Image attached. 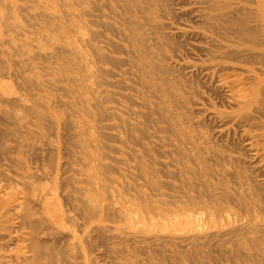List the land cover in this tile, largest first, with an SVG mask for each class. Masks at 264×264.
Wrapping results in <instances>:
<instances>
[{
    "label": "bare ground",
    "instance_id": "bare-ground-1",
    "mask_svg": "<svg viewBox=\"0 0 264 264\" xmlns=\"http://www.w3.org/2000/svg\"><path fill=\"white\" fill-rule=\"evenodd\" d=\"M19 1L21 0H0V7L4 8V11L5 8L8 9V12L5 11L7 13L0 12V23L7 22V19L4 20L2 17L8 18V13L13 20L15 14L13 10L20 5ZM82 1L79 0L78 3L74 0L78 10L80 7L83 9L78 11V16L80 13L86 14ZM113 1L118 2L117 8L113 6L114 4L111 5L116 8L115 11L125 26V31L120 32L123 42L126 43L124 53L129 56L128 59L120 61L125 63L127 61L131 70H136L138 83L147 92L150 90L149 94H154L155 90L168 93L164 94L165 96H158L161 99L159 102H152L155 105L163 104V109L151 107L146 114L147 117L154 120L158 115L165 119L169 127L162 130L172 133L180 140L192 139L194 144L199 140L195 133L192 135L191 132L188 135L187 111L181 113L178 109L179 103L183 102L186 106L192 94V83L182 75L180 61L194 52L196 46L189 39L195 38L200 42L197 46L201 55L199 58L203 61V69L214 81L217 92L231 108L229 113L219 114L218 118L220 122L233 123L240 128L249 160L245 159L246 157L226 154L227 152H218L208 144L205 146L207 156H203L200 150L192 157L184 156L187 162L179 161L182 164L180 178L184 191L178 190V186L174 184L167 185L163 181L159 183L156 181L151 188L155 190L158 187L159 192H144L142 186L145 182H139L138 178L142 177V170L135 176L126 172L127 168L114 170L109 166L111 164L102 161L105 155L98 151L95 141L91 144L90 139L86 138L87 131L80 129L81 136L78 134L79 124L86 122L84 119L81 120L76 109L77 114L67 112L66 106L71 109L78 105V102L81 103L79 95L76 98V93L70 94L66 86V88L59 84L56 86L51 80L55 86L51 87L52 84L48 82L49 88L44 92L39 89L41 91L39 97L29 89L27 91L30 92L29 95L16 97L22 101L18 104L15 96L14 100L7 98L5 85L0 81V113L15 107L27 112L29 110L27 102L30 101L33 108L28 114L34 113L33 117L30 116L31 119L27 118L28 121L25 115L19 113L20 117L17 119L10 115L13 120L8 123L11 124L7 125L4 120L6 124H0V264H169L175 252L173 246L176 247L177 238L182 242L187 241L198 255L208 253L207 248L212 240L219 238L223 244L231 248V253L225 256L228 264H264V183L260 185L254 183L252 174L245 166L249 162L264 166V0ZM182 4L193 7L190 11L192 24L188 26H184L180 21L184 15L186 16L185 12H188L183 11ZM109 6L108 9L111 8ZM52 17L46 14L44 22L50 24ZM56 22L57 27L53 25L51 29L55 27L53 30L60 29L58 28L60 21L58 24ZM70 30L78 31L75 26H70ZM68 37V34L67 37L64 35L58 37L63 41H61L63 57L58 51L54 50L51 53L53 58L62 57V70H70L71 65L80 64L83 60L72 50L73 42ZM8 39L2 40L9 44ZM79 40L83 43L86 41L84 37H79ZM107 41L109 43V40ZM17 46L21 47L19 44ZM12 48L14 49L13 46ZM17 48L14 49V53L11 50V55H15V50L18 52ZM36 53L28 56L32 55L36 60L40 55ZM43 57L42 60H45ZM13 60V64L17 63L15 64L17 66L18 59V62ZM71 60L72 63L69 64ZM82 67L84 66L80 64L77 70ZM184 68L186 70L190 67L185 65ZM48 69L50 70V67ZM21 70L23 71L24 67ZM16 72L15 69V76ZM46 72L45 74H48ZM127 72L129 71L123 73ZM186 72L187 70L184 71ZM70 73H67L65 79L62 78L63 81L76 83V78ZM33 76L29 79L30 82L34 80ZM23 80L22 82L27 84L28 80ZM84 80L87 81L85 78ZM86 84L90 86V83ZM30 85L32 86L31 83ZM34 85L37 86L38 83H33ZM65 96L71 99L64 100ZM84 101L89 104L92 98L88 96ZM167 102L172 108L169 112V108L164 105ZM10 111L8 113H11ZM26 112L22 113L27 114ZM5 117L3 116V119ZM74 137L75 140H72ZM80 142L83 143L81 146L84 161H80L81 167L76 169L75 163L79 161L76 159L77 154L75 156V151L71 149L66 155L64 149L66 146L71 148V144L77 148ZM211 160H215L216 165H213ZM91 161L94 164H91ZM104 171H115L117 177H108L107 184L106 177L100 180L98 176V173L103 174ZM128 177L132 181H129ZM161 187L164 189L168 187L174 193H167L166 189L161 191ZM132 188L137 194L134 191L131 193ZM107 190L110 193L106 195L108 198L103 196ZM190 191H197L198 195L190 196ZM184 204L199 206L203 212L199 215L181 212L179 208ZM175 206L179 210L175 211ZM183 216L189 218L187 221L192 227L180 234L170 232L169 229H174L177 223L184 219ZM162 219L165 223L171 222L165 227L166 231L164 226L161 227ZM96 250H100L99 255H96ZM142 252L148 254L142 257L140 255ZM101 256L105 258L104 263H100Z\"/></svg>",
    "mask_w": 264,
    "mask_h": 264
},
{
    "label": "rangeland",
    "instance_id": "rangeland-1",
    "mask_svg": "<svg viewBox=\"0 0 264 264\" xmlns=\"http://www.w3.org/2000/svg\"><path fill=\"white\" fill-rule=\"evenodd\" d=\"M77 1L79 3V0H77ZM80 1H82V0H80ZM110 1H111V3H110ZM19 2H18V4H20V5L17 6L18 8L13 10L15 13V14H13V16L15 17V18L13 17V20L11 19L12 17L10 16L9 13L7 14L8 18L6 16L1 15V16H3L2 19H4V20H5V18L7 19L6 21L8 22V24H7L8 26L6 25L7 22L5 23V21H3V23H5V24L0 23V30H1L0 38L2 41V42L0 41L1 42L0 43V62H1V60L3 62V63L1 62V64H0V65H2V67L0 66V71H1L0 74L3 76L2 77L0 75V81H2L3 84L5 85V91L7 92L6 95H7L8 99L11 98L12 100H14V98H15L16 99L15 101H17L16 103L19 104L22 101L19 99L17 100V98H16L17 96L24 97L25 95H29L30 92H35V95L36 94L38 95V96L36 95V97H39L40 96L39 94L41 93L40 90L42 89V92H44L45 89L49 88L51 80L53 83H55V85L59 84V85H63L64 88L67 87L68 88L67 90L69 91L70 94L72 92H73L72 95H74L76 93L75 94L76 98L79 95L78 97H79V99L81 98L82 101H80L81 103L78 102V105H76L74 108L71 107V109L73 111H71V109H69V107L66 106L67 112H71V113L75 114L78 111L77 113H79V115L81 116V120L84 119L86 122L85 124L84 123L79 124V127L77 129L78 134L80 135V132H79L80 129L87 131L86 133L88 135H86V138L88 140L90 139L89 141L91 142V144H93L94 143L93 141H95V143L97 144L98 151L105 155V158H103L102 161L103 162L106 161V163H108V165L111 164L109 166H112V168H114V170L117 171V170H123L124 168H127L126 172H129L130 175H132V176L139 174L140 170H142V172L145 173L146 178H145L144 173H142V172H141L142 177L139 176L138 178H139V182H141V183L145 182V183H143L144 187L142 186V190L144 188V192H149V193L159 192L157 186H156L157 189H155V190H153V188H151V187H153L157 182L159 183L161 181H163L167 185L174 184V185L178 186L177 187L178 190L180 189V191H184V190H182L184 187L182 186L183 184H182V180L180 178V174H181L180 170H181L182 164L179 163V161L183 160V161L187 162V158H185L186 156L192 157V156L196 155V153L200 150H201L200 153H202L203 156H207V153L205 151L206 150L205 146L208 144H209L208 146L210 148L213 147L214 150H216L218 152H224V153L227 152L226 154H234V155H237V156L242 157V158L246 157L245 159L249 160V157H248V155L244 149V142L242 140L240 128H238L233 123L225 124L223 122H220V119L218 118L222 114L229 113L231 111V108H230V105L227 102H225L223 100V98L221 97V95L217 92V90L215 89L214 81L211 80V77L208 76L206 70L203 69L204 68L203 61L200 59L201 55L199 54L198 46H197L200 44V42L197 41V39H195V38L189 39L190 42L195 44L196 48L192 54H190L184 60L180 61L182 64L181 65L182 66L181 67L182 68L181 69L182 75L186 76V79H189L190 82L192 83V86H191L192 94L190 95L189 101H187L186 106L183 105L184 103L182 102V103H179L180 105L178 107V109L181 111V113H182V111H185V110L187 111V115L189 117L188 120L190 122L188 121L189 126H188V124H184V126H188L187 127V129L189 131L188 135H190L192 132V135L195 133L194 135L198 137L199 140H197V143L194 144L192 142L193 141L192 139L185 138V139L180 140L176 136H174L172 133H170L168 131H163L162 130L163 128L167 129L169 127V123L166 122L165 119H163L162 117H159L158 115H156V117H154V120H150L147 117L146 114L150 110L149 108L154 107L156 109L158 107L159 108L163 107V104H161V105L156 104L155 105L153 103L159 102L161 99L158 96H160V95L165 96L164 94H166L167 92L155 90L154 94H152V93L149 94L150 90L147 92L146 89L143 88L140 85V83H138V81H137L138 80V77H137L138 73L135 72L136 70L135 71L131 70V68H130L131 66L128 64L127 61H126V63L124 61L123 62L120 61V60H124L125 58L128 59L129 56H127L124 53V50L126 48V43L123 42L122 36H121L122 33L120 32V31H122V32L125 31V26L123 25L120 16H118L117 12L115 11V9L118 7V5H117L118 2L115 3L114 1L112 2V0H90L89 3H85L82 1L83 2L82 6L84 5V8L86 9V14L83 15L80 13L79 16H78V11H80L82 9V7H80L81 8L80 10H78L79 9L78 5L76 4L77 5V7H76V5L74 4V0H59V1L58 0H40L37 2H35L34 0L33 1L32 0H27V1L21 0ZM111 4L112 5L114 4L113 6H115V7L117 6V7L113 8V6ZM108 6L111 7V8H109L111 10V12L108 9ZM23 7L25 9H23ZM181 8L184 9L183 11H188V12H185L186 16L184 15L182 20H180L182 22V24L184 26H188V25L192 24V17L190 15V11H191V8H193V7L191 5L189 6L187 4H182ZM5 9L8 12V9L7 8H5ZM112 9H113V11H112ZM118 10L121 12V10L119 8H118ZM1 11H2V13H7L4 11V8H2V7H0V12ZM11 12H12V9H11ZM40 12H42V13H40ZM41 14L43 15V18H42ZM46 14L50 15L51 17H52V14H54L56 16L55 17L53 15L52 18H54V19L51 18L50 24H48L47 22H46L47 23L46 24L44 22L45 21L44 18H45ZM116 16H118V17H116ZM111 17H113V18H111ZM55 18H56V20H55ZM10 20H12L10 23L11 24L13 23L15 25H10V23H9ZM53 20H55V22L60 21L61 24H58L56 22L58 24V28H60V29L53 30L57 27L55 22H53ZM108 22L111 23V25ZM118 22L122 25L120 26V24ZM16 24H17V26H16ZM43 24L45 26H43ZM46 25H50V26H46ZM53 25L56 27L51 29L50 27H54ZM89 25H90V27H89ZM70 26H75L76 29L78 30L76 32H78V33L71 31ZM83 26H85V27H83ZM116 28L118 29V31ZM3 30H5L6 32H4ZM56 31H58V32L60 31V32L58 33ZM117 32H119L121 34H119ZM58 34L64 35V37H67V34L69 35L68 39H71L73 42V45H72L73 47L71 46L72 50L76 54H78L81 59H83L82 60L83 64L81 62H80V64H81V66H84V67L77 70V67H80V64L77 63V64H79V66L77 64L74 66L71 65V68L73 70L71 68H70V70H66V69L62 70V68H61V64H63L62 63L63 60L61 59L63 57V54H62L63 49L61 48L62 39L58 38L59 37ZM76 35H78V37ZM81 35H83V36H81ZM79 37H81V38L84 37L86 40V41H84L85 43H83V41H82L84 39L79 40ZM5 38L6 39L9 38L8 39L9 44L6 43V40L5 41L2 40ZM48 38H49V40H47ZM107 40H109V43ZM22 42L25 43V45ZM11 44L14 47V49H16L18 47L17 44H19V46H21L20 47L21 50H19L20 48H17L18 52H17V50H15V55L14 54L11 55V53H12L11 50H13V53H14V49L12 48ZM87 45H90L92 47V49L90 46H87ZM23 47H25L24 48L25 52H24ZM30 49L32 51H30ZM54 50L58 51L59 54H62L61 55L62 57L61 56L54 57V58L51 57L52 56L51 53ZM33 51H35V52L33 53ZM20 52H24V53H20ZM36 52H38V55L40 53V55H39L40 57L37 56L38 58H36V60H35V58L32 55H34ZM45 53H47V54H45ZM28 54H32V55L28 56ZM36 55H37V53H36ZM44 55H47V56L45 57ZM102 56L104 57L103 59H102ZM23 57H24V59H23ZM25 57L28 61L27 63H26ZM42 57L45 60H42ZM80 58H79V60H80ZM11 59L12 60L15 59V62L19 61L18 65H17L18 67L15 65L17 63L13 64L14 60L12 62ZM17 59H18V61H17ZM46 59H49V60L46 61ZM50 60H51V62H50ZM46 63H47V65H46ZM70 63H72V60L69 62V64ZM21 64H22V66H20ZM35 65L38 67H36ZM185 65L190 67L189 69H186L187 70L186 73H184V71H186L184 68ZM32 66H33V68H31ZM39 66H40V68H39ZM48 66L50 67V70L48 69L49 68ZM52 66L53 67L56 66V67L53 68ZM13 67L17 71L16 76H15V69ZM23 67H24V70L22 71L21 69H23ZM41 67H44V68H41ZM25 68H27V70ZM29 68H30V71H28ZM59 68L63 71L62 73H61V70ZM191 69H192V71H191ZM126 70H128L129 72H127V74L123 73ZM43 71H45V72L47 71L48 74H45V72H43ZM49 71H51V72H49ZM80 71H82V73ZM38 72H40L43 75H41L40 73L38 74ZM10 73H11V75H10ZM17 73H18V75H17ZM33 73H35V74H33ZM67 73L68 74L70 73V75L73 78H76V80H75L76 83L72 82L74 85L72 83L68 82L67 80H64V81H66V83L63 81L62 78H64V77L66 78L68 75ZM191 74H192V76H191ZM27 75H28V77H27ZM32 75H34V76L36 75V76L35 77L33 76L34 80L30 82L29 79H32ZM18 76L20 78L22 76V78L24 80H28V81H26L27 84H25V82H22L23 79L22 78L20 79ZM29 77H31V78H29ZM53 77L55 79H52ZM57 77L58 78L60 77V78L58 79ZM87 77H89V78H87ZM84 78L87 79L86 82H85ZM41 79H42V81H41ZM43 79H45V81L47 80V82H45ZM39 80L41 81V84H40ZM54 80H55V82H54ZM60 80H62V81H60ZM48 82H50V83H48ZM30 83L32 84V86L30 85ZM33 83L34 84L38 83L37 86H39L40 88L39 87L36 88L37 86H35V85L33 86ZM86 83H90V86H88ZM29 85H30V87L27 88V86H29ZM55 85L52 84L51 87H53ZM56 86H58V85H56ZM195 86H197V87H195ZM32 87L35 89H33ZM36 89H38V90H36ZM15 90L17 92H15ZM28 90L30 92H27ZM156 91H158V92L160 91V93H158ZM89 92H91V93H89ZM31 95H32V93H31ZM193 95H195V96H193ZM85 96H87V97H85ZM88 96L90 98H92V102L89 104L85 103V101H84L85 98H88ZM105 96H106V100L104 101ZM149 96H150V98H149ZM194 98H195V100H194ZM70 99L71 98H69V96L64 97V100H70ZM96 99L99 101H97ZM100 99H103V100L100 101ZM42 100H43V98H42ZM30 102H27V105L29 106L28 107L29 110L27 112L22 111L21 109H19V107L9 109V111L12 110V111H10L11 113H8L9 112L8 110L3 111V113L1 111L0 116L1 115L6 116L7 118L5 117V119L6 120L9 119V120L6 121L5 119H3V116H2V117H0V119H2V120H0L2 122V123L0 122V124H3L4 122H6L7 125L11 124L8 122H10V121L12 122L13 118L14 119L19 118L20 117V116L18 117L19 113L21 115L23 114V116L25 115L26 120H27V118L31 119L30 116H32L34 113H32V114L30 113V115L28 114L29 111L32 110V108H33V106L31 105ZM190 104L192 105V107ZM164 105H166L165 107L169 108L168 112H169V110L172 109L168 102H167V104H164ZM114 107H115V109H114ZM224 107L226 110L224 109ZM161 108L159 110H161ZM75 109L77 110L76 112H75ZM192 109H193V111H192ZM21 111L26 112L27 114L22 113ZM85 112H89V113H85ZM6 113H8L9 115ZM16 113H17V116H16ZM88 114H91V115L89 116ZM10 115L11 116L13 115L12 116L13 118H11ZM73 117H74V115L72 116V118ZM155 118H156V120H155ZM3 120H4V122H3ZM6 123H4V124H6ZM189 127H191V128H189ZM80 136H78L79 139H80ZM75 137H77V136L75 135ZM75 137L72 138V140L73 139L75 140ZM82 142L84 143V141H82ZM83 143L81 144V142H80L77 148L71 144L70 145L71 148H68L66 146V149H64V151L66 152V155H67L68 150L71 151V149H73L75 151V156L77 154L78 157L76 159H79V161L77 163H75L76 169H79L81 167V166H79L80 165L79 162L84 161V157H83L84 153H83V149L81 146V145H83ZM215 147H217V148H215ZM86 148H87V146H86ZM99 152H98V155H99ZM66 158H67L66 160L70 161V159L68 157H66ZM92 162L93 161H91L90 163L94 164V162L93 163ZM210 162L212 164L214 163L213 165H216L215 160H211ZM70 163H71V161H70ZM129 163H131V164H129ZM139 164H141V165H139ZM245 166H246V169H248L249 172L252 174L254 183H257L259 185L264 183V172H263L264 166L262 167V165L260 163H252V162L246 163ZM130 169H132V170H130ZM143 169H144V171H143ZM98 176H99L100 180L102 179V177H106V183L107 184H108V181H107L108 177H111V178L117 177L115 174V171L114 172H109V171L105 172L104 171L103 174L98 173ZM128 180L132 181L129 177H128ZM140 180H142V181H140ZM172 182H175V183H172ZM150 185H152V186H150ZM146 188L148 190H146ZM165 189H166L167 193H171V194L174 193L173 191H170L171 189L169 190L168 187H165ZM165 189L161 187L160 190L164 191ZM133 191L136 193V190L132 188L131 193H134ZM105 192L103 193L104 197H106V195L110 194L108 192V190ZM189 194H190V196L194 197V196L198 195V192L197 191H193V192L190 191ZM106 198H108V197H106ZM61 199H62V196H61ZM157 204H159V203H157ZM172 207H174V206H172ZM176 207L177 206H175V208H174L175 211L180 209V210H182L181 212H184V213L189 212V213L199 215L200 212H203L202 209L198 208L199 206H194L191 204L187 205V206L184 204L179 209H177ZM184 209H185V211H184ZM193 210H195V211H193ZM182 218H184V219H182ZM182 218H181L182 220L179 223H177V226L174 229H171V230L169 229L170 232L180 234V233H183L184 231L189 230L188 228L192 227V225L189 224L187 221L189 218L187 219L186 216H183ZM160 223H161V227L164 226L163 227L165 229L164 231H166V229H167L165 227L168 226L169 224H171V222L165 223L164 219L160 220ZM179 225H181V226H179ZM178 228H180V229H178ZM175 240H177L176 245H175L176 247L173 246V249H175V252L172 256L171 262L169 261V264H179V263L180 264H185V263L186 264H228V262L225 259V256L227 254L231 253V248L229 247V245L223 244L221 242L222 240L219 238L212 240L211 245L207 248L208 253H200L199 254L200 256L198 254L194 253V250H193L194 248H192V246L188 245L187 241L182 242L178 238ZM186 246H187V248H186ZM99 252H100V250H96L95 251L96 255H99ZM146 254H148V253H146V252L140 253V255L142 257H145ZM191 254H192V257H190ZM158 255H159V257H161L160 252H158ZM100 259L102 261V262L100 261V263H104L105 258L103 256H101Z\"/></svg>",
    "mask_w": 264,
    "mask_h": 264
}]
</instances>
